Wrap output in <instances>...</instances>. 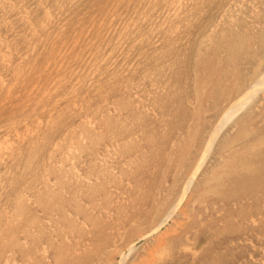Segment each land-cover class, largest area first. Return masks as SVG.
<instances>
[{
	"label": "rangeland",
	"instance_id": "374dc122",
	"mask_svg": "<svg viewBox=\"0 0 264 264\" xmlns=\"http://www.w3.org/2000/svg\"><path fill=\"white\" fill-rule=\"evenodd\" d=\"M263 61L264 0H0V264H264L261 91L184 191Z\"/></svg>",
	"mask_w": 264,
	"mask_h": 264
},
{
	"label": "bare ground",
	"instance_id": "6f19581e",
	"mask_svg": "<svg viewBox=\"0 0 264 264\" xmlns=\"http://www.w3.org/2000/svg\"><path fill=\"white\" fill-rule=\"evenodd\" d=\"M10 1H12V0H10ZM33 2V1H32ZM31 2V3H32ZM74 2V1H73ZM126 2V1H125ZM150 2V1H149ZM107 3V2H106ZM142 3V2H141ZM140 3V4H141ZM238 3V2H237ZM46 4H47V2H46ZM77 5V4H76ZM123 5V4H122ZM50 6V5H49ZM119 6V5H118ZM130 6V5H129ZM164 6V5H163ZM65 7V6H64ZM99 7V6H98ZM111 7H112V5H111ZM110 7V8H111ZM119 8V7H118ZM117 8V9H118ZM180 8V7H179ZM196 8V7H195ZM257 9V8H256ZM97 11V10H96ZM99 11V10H98ZM128 11V10H127ZM90 12V11H89ZM88 12V13H89ZM39 13V12H38ZM102 13H103V11H102ZM104 13H106V12H104ZM101 14V13H100ZM126 14V13H125ZM135 14V13H134ZM205 14V13H204ZM85 15V14H84ZM106 15V14H105ZM188 15V14H187ZM73 16V15H72ZM182 16V15H181ZM45 17V16H44ZM81 17V16H80ZM118 17V16H117ZM63 18V17H62ZM79 18V17H78ZM77 18V19H78ZM100 18V17H99ZM15 19V18H14ZM70 19V18H69ZM84 19V18H83ZM122 19V18H121ZM145 19V18H144ZM91 20V19H90ZM116 20V19H115ZM181 20V19H180ZM73 21V20H72ZM76 21V20H75ZM85 21V20H84ZM190 21V20H189ZM29 22V21H28ZM43 22V21H42ZM114 22V21H113ZM131 22V21H130ZM144 22H145V20H144ZM156 22V21H155ZM14 23V22H13ZM38 23V22H37ZM95 23V22H94ZM151 23V22H150ZM66 24V23H65ZM119 23H117V25H118ZM88 25V24H87ZM86 25V26H87ZM93 25V24H92ZM17 26V25H16ZM70 26V25H69ZM122 26V25H121ZM120 26V27H121ZM113 27V26H112ZM117 27V26H116ZM59 28V27H58ZM134 28V27H133ZM153 28V27H152ZM69 29V27L67 28V30ZM54 30V29H53ZM84 30V29H83ZM131 30V29H130ZM169 30V29H168ZM171 30V29H170ZM188 30H190V29H188ZM52 31V30H51ZM67 32V31H66ZM105 32V31H104ZM158 32V31H157ZM191 32V31H190ZM52 33V32H51ZM109 33V32H108ZM167 33V32H166ZM62 34V33H61ZM131 34H132V32H131ZM184 35V34H183ZM191 35H193V34H191ZM74 36V35H73ZM112 36V35H111ZM174 36V35H173ZM180 36V35H179ZM61 37V36H60ZM63 37V36H62ZM132 37V36H131ZM102 37H100V39H101ZM147 38V37H146ZM106 39V38H105ZM133 39H134V37H133ZM141 39V38H140ZM190 39V38H189ZM197 39V38H196ZM9 40V38H7V40L6 41H8ZM65 40V39H64ZM68 40V39H67ZM146 40V39H145ZM175 40V39H174ZM51 41V40H50ZM83 41V40H82ZM124 41V40H123ZM141 41V40H140ZM73 42V41H72ZM104 42V41H103ZM102 42V43H103ZM46 43V42H45ZM101 43V42H100ZM191 43V42H190ZM58 44V43H57ZM56 44V45H57ZM69 44V43H68ZM73 44V43H72ZM72 44H70V45H72ZM98 44V43H97ZM186 44V43H185ZM48 45V44H47ZM55 45V44H54ZM76 45V44H75ZM87 45V44H86ZM103 45V44H102ZM120 45H121V43H120ZM167 45H169V44H167ZM44 46V45H43ZM83 46H84V44H83ZM108 46V45H107ZM135 46V45H134ZM137 46V45H136ZM39 47V46H38ZM63 47V46H62ZM67 47V46H66ZM70 47V46H69ZM109 47V46H108ZM107 47V48H108ZM132 47V46H131ZM149 47V46H148ZM130 48V47H129ZM137 48H138V46H137ZM43 49V48H42ZM66 49V48H65ZM99 49H101V48H99ZM134 49V48H133ZM52 50V49H51ZM116 50H117V48H116ZM120 50V49H119ZM48 51V50H47ZM141 51V50H140ZM146 51V50H145ZM17 52V51H16ZM42 52V51H41ZM46 52V51H45ZM64 52V51H63ZM90 52V51H89ZM88 52V53H89ZM101 52V51H100ZM143 52V51H142ZM43 53V52H42ZM41 53V54H42ZM51 53V52H50ZM49 53V54H50ZM74 53V52H73ZM102 53V52H101ZM115 53V52H114ZM54 54V53H53ZM25 55V54H24ZM47 55V54H46ZM139 55V54H138ZM75 56V55H74ZM80 56V55H79ZM85 56V55H84ZM103 56V55H102ZM123 56V55H122ZM145 56H147V55H145ZM81 57V56H80ZM97 57V56H96ZM100 57V56H99ZM111 57V56H110ZM121 57V56H120ZM166 57V56H165ZM164 57V58H165ZM55 58V57H54ZM92 58V57H91ZM34 59V58H33ZM39 59V58H38ZM60 59V58H59ZM78 59V58H77ZM76 59V60H77ZM86 59V58H85ZM96 59V58H95ZM100 59V58H99ZM167 59V58H166ZM90 61L92 60V59H89ZM169 60V59H168ZM47 61V60H46ZM63 62V61H62ZM117 62V61H116ZM163 62H164V59H163ZM264 62V61H263ZM89 63V62H88ZM91 63V62H90ZM110 63V62H109ZM158 63H160V62H158ZM165 63V62H164ZM34 64H35V62H34ZM45 64V63H44ZM52 64V63H51ZM60 64V63H59ZM82 64V63H81ZM105 64V63H104ZM31 65V64H30ZM37 65V64H36ZM61 65V64H60ZM72 65V64H71ZM92 65V64H91ZM94 65V64H93ZM50 66V65H49ZM64 66H66V65H64ZM73 66H74V64H73ZM89 66V65H88ZM28 67V66H27ZM75 67V66H74ZM93 67V66H92ZM112 67V66H111ZM99 68H100V66H99ZM96 69V68H95ZM110 69V68H109ZM166 69H168V68H166ZM22 70V69H21ZM58 70H59V68H58ZM84 70V69H83ZM79 71V70H78ZM173 71V70H172ZM193 71V70H192ZM43 72V71H42ZM52 72V71H51ZM57 72V71H56ZM64 72V71H63ZM149 72H150V70H149ZM33 73V72H32ZM55 73V72H54ZM67 73V72H66ZM77 73V72H76ZM75 73V74H76ZM79 73V72H78ZM81 73H83V72H81ZM74 74V75H75ZM45 75V74H44ZM63 75V74H62ZM77 75H80V74H77ZM95 74H93V76H94ZM152 75V74H151ZM46 77V76H45ZM59 77V76H58ZM73 77V76H72ZM37 78V77H36ZM47 78V77H46ZM28 80V79H27ZM44 79H42V81H43ZM62 80H64V79H62ZM71 80V79H70ZM78 80V79H77ZM28 81H30V80H28ZM75 81V80H74ZM45 82V81H44ZM135 82V81H134ZM30 83V82H29ZM62 83V82H61ZM67 83V82H66ZM90 83V82H89ZM88 83V84H89ZM69 84H71V82L69 83ZM29 85V84H28ZM68 85V84H67ZM42 86V85H41ZM63 86H65L64 85V83H63ZM73 86V85H72ZM159 86V85H158ZM68 87H70V86H68ZM41 87H39V89H40ZM86 89V88H85ZM65 90H67V88L65 87ZM258 90H259V92L261 91V95L260 96H263L264 97V68H263V70L258 74V76L255 78V80L250 84V86L248 87V89L246 90V92H244L243 94H241L240 96H238V97H236L223 111H222V113L220 114L221 115V117H219V119L217 120V121H215L216 123H215V125L213 126V129H212V131L209 133V135H208V138H207V140H206V144H204L205 145V147L203 148L204 150H203V152L202 151H200V152H202L201 154V157H200V160H199V163L197 164V163H195V164H197V167H195L196 169L194 170V172H191V176L189 177V176H187V177H189L188 179H187V181H186V186H185V190L184 191H187V189H188V186L192 183V181H193V179H194V176H195V174L198 172V170H199V168H200V166L202 165V163H203V161L205 160V158H207V156H208V152H209V150H210V147L212 146V144L215 142V139H216V137L218 136V132H219V130H221L223 127H225V124L228 122V121H230V119L236 114V115H238L237 114V112H240V114H241V111H243V112H248L251 108H250V106H252L250 103H251V101L253 100L252 99V97L255 95V93L257 92L258 93ZM20 91V90H19ZM245 91V90H244ZM23 92V91H22ZM42 92V91H41ZM61 92V91H60ZM14 93V92H13ZM43 94V93H42ZM63 94V93H62ZM21 95V94H20ZM44 95V94H43ZM71 96V95H70ZM258 97V95L256 96V98ZM8 98V97H7ZM88 98V97H87ZM86 98V99H87ZM61 99V98H60ZM154 99V98H153ZM30 100V99H29ZM32 100V99H31ZM38 100V99H37ZM151 100V99H150ZM7 101V100H6ZM13 101V100H12ZM47 101V100H46ZM253 101H255V100H253ZM25 102V101H24ZM125 102H127V101H125ZM180 102V101H179ZM58 103V102H57ZM31 104V103H30ZM34 104V103H33ZM32 104V105H33ZM62 104V103H61ZM249 104H250V106H249ZM176 105V104H175ZM254 105V104H253ZM28 106V105H27ZM26 106V107H27ZM128 106V105H127ZM255 106V105H254ZM253 106V107H254ZM15 107V106H14ZM22 107V106H21ZM68 107V106H67ZM146 107V106H145ZM36 108V107H35ZM157 108V107H156ZM37 111H39V110H37ZM8 112V111H7ZM39 113V112H38ZM32 114V113H31ZM33 114H34V112H33ZM27 115V114H26ZM243 115V114H242ZM240 116V115H239ZM40 117H41V115H40ZM21 118V117H20ZM26 118V117H25ZM31 118H32V116H31ZM19 118H17V120H18ZM23 119V118H22ZM33 119V118H32ZM236 119V118H235ZM234 119V120H235ZM21 120V119H20ZM28 120V119H27ZM44 120V119H43ZM239 120V119H238ZM8 121V120H7ZM231 121L233 122V120L231 119ZM11 123V122H10ZM24 123V122H23ZM231 123V122H230ZM16 124V123H15ZM228 124V123H227ZM17 125V124H16ZM42 125V124H41ZM13 126V125H12ZM165 126V125H164ZM227 127V126H226ZM41 128V127H40ZM57 129V128H56ZM11 130V129H10ZM12 130H13V128H12ZM2 131V130H1ZM44 131V130H43ZM15 133V132H14ZM55 133H56V131H55ZM221 133V132H220ZM57 134V133H56ZM25 136V135H24ZM56 136V135H55ZM54 137V136H53ZM5 138H8L7 136L5 137L4 136V138L3 139H5ZM29 138V137H28ZM43 138V137H42ZM27 140V139H26ZM26 140H23L24 142L26 141ZM39 140V139H38ZM54 141V140H53ZM1 143V142H0ZM43 143H44V141H43ZM47 143H49V142H47ZM51 143V142H50ZM22 145V144H21ZM52 145V144H51ZM55 145V144H54ZM214 145V144H213ZM24 146V145H23ZM67 146V145H66ZM31 147V146H30ZM49 147V146H48ZM51 147V146H50ZM65 147V146H64ZM38 148V147H37ZM41 148V147H40ZM48 149V148H47ZM44 150V149H43ZM68 150V149H67ZM66 150V151H67ZM24 151V150H23ZM22 151V152H23ZM26 152H28V151H26ZM68 152V151H67ZM66 152V153H67ZM21 153V152H20ZM29 153V152H28ZM36 153H37V150H36ZM43 153V152H42ZM45 153V152H44ZM24 154V153H23ZM40 154V153H39ZM46 154V153H45ZM27 155H29V154H27ZM68 155V154H67ZM3 157V156H2ZM19 157V156H18ZM26 157H28V156H26ZM23 158V157H22ZM68 158V157H67ZM25 159V158H24ZM36 159H38V157L36 156ZM19 160V159H18ZM68 160H69V158H68ZM35 161V160H34ZM36 162H38V161H36ZM71 162V161H70ZM12 164V163H11ZM16 164V163H15ZM32 164V163H31ZM38 164V163H37ZM21 165V164H20ZM22 165H23V163H22ZM38 166V165H37ZM42 166V165H41ZM24 167V166H23ZM22 167V168H23ZM44 167V166H43ZM19 168V167H18ZM20 170V169H19ZM23 170V169H22ZM29 170V169H28ZM15 171V170H14ZM21 171V170H20ZM23 171H26V169L25 170H23ZM22 171V172H23ZM30 171H31V169H30ZM19 171H17V173H18ZM33 172V171H32ZM31 173V172H30ZM38 173H40V172H38ZM26 174V173H25ZM18 175V174H17ZM24 175V174H23ZM190 175V174H189ZM43 176V175H42ZM11 179V178H10ZM15 179V178H14ZM17 180V179H16ZM19 180V179H18ZM59 181V180H58ZM70 182V181H69ZM18 183V182H17ZM55 183V182H54ZM22 187V186H21ZM20 188V187H19ZM7 190V189H6ZM117 191V190H116ZM182 191V190H181ZM4 192V191H3ZM92 192V191H91ZM183 192V191H182ZM181 193V192H180ZM8 195H10V194H8ZM180 195V194H179ZM182 196H183V194H182ZM182 196H180V197H182ZM107 198V197H106ZM2 199V198H1ZM178 200H181V199H178ZM264 204V203H263ZM173 205V204H172ZM176 205H178L177 203H176ZM180 205V204H179ZM176 207V206H175ZM171 211V210H170ZM172 212V211H171ZM170 213V212H169ZM168 213V214H169ZM112 215V214H111ZM162 221H164V220H162ZM162 221H159L160 223L162 222ZM48 223V222H47ZM81 223V222H80ZM160 223H158L157 224V226L160 224ZM75 226V225H74ZM64 227V226H63ZM68 227V226H67ZM86 227V226H85ZM156 227V226H155ZM20 228V227H19ZM158 228V227H157ZM61 229V228H60ZM69 229V228H68ZM157 230V229H156ZM174 230V229H173ZM152 231V230H151ZM150 231V232H151ZM175 231V230H174ZM149 232V233H150ZM148 233V232H147ZM150 235V234H149ZM146 236H148V235H146ZM22 239V238H21ZM8 241V240H7ZM7 243V242H6ZM5 243V244H6ZM17 244V243H16ZM44 247V246H43ZM49 247V246H48ZM130 247V245L127 247V248H129ZM123 248V247H122ZM113 252V251H112ZM119 252V251H118ZM120 255V254H119ZM122 255V254H121ZM118 256V255H117ZM157 256V255H156ZM31 263V262H30Z\"/></svg>",
	"mask_w": 264,
	"mask_h": 264
}]
</instances>
